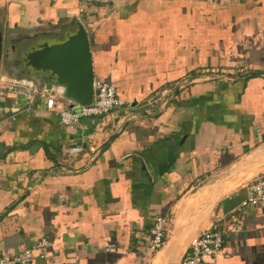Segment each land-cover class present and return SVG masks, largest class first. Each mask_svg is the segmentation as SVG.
I'll return each instance as SVG.
<instances>
[{
    "label": "crops",
    "instance_id": "1",
    "mask_svg": "<svg viewBox=\"0 0 264 264\" xmlns=\"http://www.w3.org/2000/svg\"><path fill=\"white\" fill-rule=\"evenodd\" d=\"M77 21L124 103L63 126L38 93L0 97V254L45 237L28 264H179L216 229L204 264H264V201L242 204L264 175V0H0L2 45Z\"/></svg>",
    "mask_w": 264,
    "mask_h": 264
},
{
    "label": "water",
    "instance_id": "2",
    "mask_svg": "<svg viewBox=\"0 0 264 264\" xmlns=\"http://www.w3.org/2000/svg\"><path fill=\"white\" fill-rule=\"evenodd\" d=\"M73 24L75 29L64 38L61 37L63 26L56 30L12 33L3 45L0 33V60L13 70L12 81L32 88L35 93L50 91L67 107L88 105L93 97L92 58L84 27L78 21L67 27ZM38 35L43 37L37 43L26 44ZM20 64L27 79L19 78Z\"/></svg>",
    "mask_w": 264,
    "mask_h": 264
},
{
    "label": "built area",
    "instance_id": "3",
    "mask_svg": "<svg viewBox=\"0 0 264 264\" xmlns=\"http://www.w3.org/2000/svg\"><path fill=\"white\" fill-rule=\"evenodd\" d=\"M78 5L91 4L103 5L111 0H75ZM81 11V9H78ZM93 97L88 105H73L71 107L57 105L58 99L53 93L42 90L38 96L44 100L48 110L55 113L57 121L63 126H74L81 118H92L110 113L123 105L124 101L117 97L115 86L111 82L93 80ZM20 94L24 99L30 100L35 91L27 86L14 83L11 79L0 74V97L7 93ZM78 151V148H72ZM264 201V175H260L246 186L244 203L258 204ZM168 225L166 216L155 215L149 229L148 247L152 251L158 250L164 243L165 231ZM222 234L219 230H205L194 237L187 250L179 261V264H204L205 258L214 257L221 246ZM49 245L45 237L36 240L31 246L18 250L11 256L0 254V264H28L33 257H42V251Z\"/></svg>",
    "mask_w": 264,
    "mask_h": 264
},
{
    "label": "flooded vegetation",
    "instance_id": "4",
    "mask_svg": "<svg viewBox=\"0 0 264 264\" xmlns=\"http://www.w3.org/2000/svg\"><path fill=\"white\" fill-rule=\"evenodd\" d=\"M43 36H41V35H38V36H36V37H34L33 39H31V40H27L26 41V44H28V45H30V44H35V43H37V41H39L41 38H42ZM10 45V44H9ZM10 48V47H9ZM9 48H8V53H10V50H9ZM18 52V51H17ZM19 54V53H18ZM17 54V55H18ZM8 64H10V66H11V62L10 61H8ZM0 66H2L5 70H6V72L7 73H9V75L12 77V69L8 66V65H5V64H3V61H2V58H1V60H0ZM18 74H19V78H21V79H27V78H25L24 76H26V72H25V69H24V67L20 64V67H19V69H18Z\"/></svg>",
    "mask_w": 264,
    "mask_h": 264
},
{
    "label": "rangeland",
    "instance_id": "5",
    "mask_svg": "<svg viewBox=\"0 0 264 264\" xmlns=\"http://www.w3.org/2000/svg\"><path fill=\"white\" fill-rule=\"evenodd\" d=\"M32 14H33L32 10L25 9L24 14L22 15V19L26 21V22H25V26L29 25L28 22L30 21L29 19H30V17H31ZM28 20H29V21H28ZM27 21H28V22H27ZM1 73H2V74H1ZM3 73L7 74L6 70H5L2 66H0V74L6 76V75L3 74ZM191 222H192V221H191Z\"/></svg>",
    "mask_w": 264,
    "mask_h": 264
},
{
    "label": "bare ground",
    "instance_id": "6",
    "mask_svg": "<svg viewBox=\"0 0 264 264\" xmlns=\"http://www.w3.org/2000/svg\"><path fill=\"white\" fill-rule=\"evenodd\" d=\"M260 158H262V157H260ZM261 160H263V159H261ZM264 161V160H263ZM249 162V161H248ZM247 162V163H248ZM260 162V161H259ZM251 163V162H250ZM256 163V162H255ZM246 164V163H245ZM247 165H249V164H247ZM251 165V164H250ZM254 165V164H253ZM255 165H257V163L255 164ZM249 167H251V166H249ZM258 167V166H257ZM246 168V167H245ZM247 171V170H246ZM202 202V201H201Z\"/></svg>",
    "mask_w": 264,
    "mask_h": 264
}]
</instances>
